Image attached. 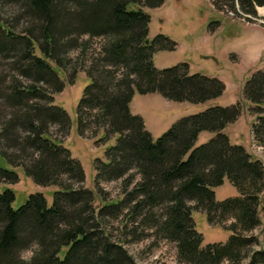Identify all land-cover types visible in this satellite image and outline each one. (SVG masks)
Wrapping results in <instances>:
<instances>
[{
	"label": "trees",
	"instance_id": "16d2710c",
	"mask_svg": "<svg viewBox=\"0 0 264 264\" xmlns=\"http://www.w3.org/2000/svg\"><path fill=\"white\" fill-rule=\"evenodd\" d=\"M164 1L10 0L25 22L20 28L0 17V151L14 166L0 165V182L17 183L15 168L23 167L35 183L58 188L52 204L36 192L19 208L12 206L14 190L0 188V264H137L125 244L148 238L174 243L185 264H264V239L252 233L263 223L264 163L224 132L238 119L240 103L185 116L156 139L131 111L135 91L200 103L226 89L217 77L190 74L188 63L155 66L157 50L177 45L164 34L148 36L145 8ZM212 2L251 18L264 6V0ZM52 62L65 72L72 68L73 82L79 71L90 79L78 104L79 133L103 130L100 141L117 135L106 160L95 161L99 208L82 163L53 132L67 136L71 121L54 103L65 81ZM245 96L256 115L254 141L264 147V70L247 80ZM203 131L215 136L196 145ZM225 179L238 195L217 200L214 188ZM111 181L121 182L118 200L107 198L102 186ZM194 211L205 212L213 225L233 220L224 226L229 239L204 245Z\"/></svg>",
	"mask_w": 264,
	"mask_h": 264
},
{
	"label": "rangeland",
	"instance_id": "374dc122",
	"mask_svg": "<svg viewBox=\"0 0 264 264\" xmlns=\"http://www.w3.org/2000/svg\"><path fill=\"white\" fill-rule=\"evenodd\" d=\"M145 10L151 17L149 39L153 40L158 34H164L177 43L174 50L159 49L154 53L153 60L157 68L163 69L188 63L190 74L200 73L217 77L225 83L226 89L219 97L200 103L170 100L159 92L142 94L135 91L130 103L131 111L143 118L145 127L156 139L185 116L211 106H230L239 102L241 113L236 121L226 126L224 132L229 136L232 144L245 146L255 158L261 159L264 163V147L259 146L252 135V124L256 120L252 110L253 104L245 96L247 80L257 70H264V57L258 63L249 65L239 63L236 53L228 55L229 46L243 31L264 29V6H258L257 16L252 18L237 14L231 8L218 9L212 0H165L159 7L145 8ZM0 17L20 28L25 22L24 16L13 7L10 0H0ZM70 56L76 62L77 53L71 52ZM52 64L65 81L64 89L55 94L54 103L67 111L71 121L67 136H61L57 129L53 132L70 149L73 157L82 163L85 171V186L95 192V206L99 208L104 200L95 186V161L97 158L106 160V148L116 143L117 135L111 136L108 141H100L104 136L103 130L97 136L92 135L91 129L84 136L79 133L78 104L90 79L84 71H79L73 82L72 68H68L65 72L54 62ZM213 136H215L214 132L203 131L196 145L207 142ZM0 165L14 169L1 151ZM15 169L20 177L17 183L0 182L1 189L10 187L14 190L15 200L12 202L14 208H19L31 193L36 192H42L49 205L52 204L53 193L57 186L37 184L26 175L23 167ZM102 186L110 200H118L122 197L120 181L104 182ZM214 189L217 200L238 195L236 187L228 179ZM261 217L263 223L252 233L258 235L262 241L264 239L263 213ZM193 218L197 229L204 235V245L210 242H226L232 233L224 226H228L233 220L227 221L224 226L213 225L203 211H194ZM116 227V223H111L109 226V231L114 236L118 235ZM262 246V243L254 245L253 249ZM125 247L137 264H185L178 260L175 244L166 240L156 242L154 238H148L126 243ZM31 255V249L23 252L26 259H29ZM247 261L248 259L244 263L246 264Z\"/></svg>",
	"mask_w": 264,
	"mask_h": 264
},
{
	"label": "clouds",
	"instance_id": "9594fccd",
	"mask_svg": "<svg viewBox=\"0 0 264 264\" xmlns=\"http://www.w3.org/2000/svg\"><path fill=\"white\" fill-rule=\"evenodd\" d=\"M231 53L237 54L239 63H258L264 57V29L243 31L229 46Z\"/></svg>",
	"mask_w": 264,
	"mask_h": 264
}]
</instances>
